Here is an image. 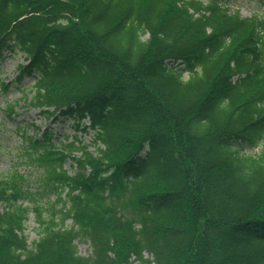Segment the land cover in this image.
<instances>
[{"label": "trees", "instance_id": "16d2710c", "mask_svg": "<svg viewBox=\"0 0 264 264\" xmlns=\"http://www.w3.org/2000/svg\"><path fill=\"white\" fill-rule=\"evenodd\" d=\"M17 53L1 88L51 123H15L29 171L0 173V264H264V14L0 0V63Z\"/></svg>", "mask_w": 264, "mask_h": 264}, {"label": "rangeland", "instance_id": "374dc122", "mask_svg": "<svg viewBox=\"0 0 264 264\" xmlns=\"http://www.w3.org/2000/svg\"><path fill=\"white\" fill-rule=\"evenodd\" d=\"M226 6L230 7L231 10L239 9L240 13L244 16L257 14H264V0H224ZM18 61H22V56L20 53L15 54L14 57H6L5 60L0 63V82H7L13 78L16 74L14 72L15 64ZM185 76L186 73H184ZM4 91L0 85V110L5 108V104L8 102H17L15 108L17 114L9 118L0 117V173H5L12 166H17L21 171H29L25 164L19 163V157H21L22 150L20 149V139L16 133V124L20 122V119L25 121H31L35 119L36 124L40 128H44L46 124L51 123V119L44 123L43 118H39L37 114V109L31 108L24 104V93L21 90L15 87H11ZM28 92V90H26ZM1 114V111H0ZM66 123H58L53 131L55 132H65L69 133V136H72L74 132L80 134V130H75L72 126L67 125ZM28 133H31V127ZM16 133V134H15ZM80 136V135H77ZM91 135L85 134L81 135L84 143H87L90 140ZM92 147V146H91ZM255 150V148H254ZM68 166V162L64 165ZM32 185L35 184L32 180L30 181ZM54 197V194H51L50 199ZM28 219L24 223V234L30 243H32L36 238H38V231L40 227L37 226L35 216L32 212L28 213ZM70 220L65 222L69 226ZM78 243V241H77ZM78 251L81 254H86L90 249L86 242H80L77 244ZM133 264H136L135 262Z\"/></svg>", "mask_w": 264, "mask_h": 264}]
</instances>
